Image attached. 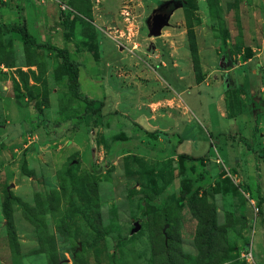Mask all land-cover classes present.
I'll return each instance as SVG.
<instances>
[{"label":"rangeland","instance_id":"374dc122","mask_svg":"<svg viewBox=\"0 0 264 264\" xmlns=\"http://www.w3.org/2000/svg\"><path fill=\"white\" fill-rule=\"evenodd\" d=\"M0 264H264V0H0Z\"/></svg>","mask_w":264,"mask_h":264},{"label":"trees","instance_id":"16d2710c","mask_svg":"<svg viewBox=\"0 0 264 264\" xmlns=\"http://www.w3.org/2000/svg\"><path fill=\"white\" fill-rule=\"evenodd\" d=\"M11 30L13 32L18 33L26 45L46 48L48 50L56 52L58 57H60L62 60V66L69 72L72 91L76 95L79 94V80H78L79 79V68L73 61H71L67 50L52 46L50 44H38L36 39L29 33L25 25L23 26L14 25L11 27ZM84 102L86 105L85 123H89L90 120H95L96 122H100L102 118L101 112L105 106L104 101H101L98 99H89L85 97ZM182 156L184 158L191 159V160L195 159L194 157L186 155V154H183ZM259 200H260L259 206L261 210V205L263 204V198L260 197Z\"/></svg>","mask_w":264,"mask_h":264},{"label":"water","instance_id":"95a60500","mask_svg":"<svg viewBox=\"0 0 264 264\" xmlns=\"http://www.w3.org/2000/svg\"><path fill=\"white\" fill-rule=\"evenodd\" d=\"M169 4L170 3H166L162 8L155 10L151 15L148 21L150 36H159L163 27L169 24V19L174 11L181 6L180 3H174V7L171 10H168ZM224 65L225 63L223 61L222 66Z\"/></svg>","mask_w":264,"mask_h":264},{"label":"built area","instance_id":"2783aa9c","mask_svg":"<svg viewBox=\"0 0 264 264\" xmlns=\"http://www.w3.org/2000/svg\"><path fill=\"white\" fill-rule=\"evenodd\" d=\"M4 1H6V0H4ZM36 1H40V3H42V2H45L46 0H36Z\"/></svg>","mask_w":264,"mask_h":264}]
</instances>
